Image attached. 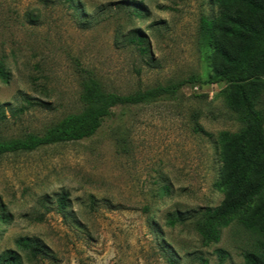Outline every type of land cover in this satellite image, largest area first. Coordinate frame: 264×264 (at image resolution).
Segmentation results:
<instances>
[{
  "label": "rangeland",
  "instance_id": "374dc122",
  "mask_svg": "<svg viewBox=\"0 0 264 264\" xmlns=\"http://www.w3.org/2000/svg\"><path fill=\"white\" fill-rule=\"evenodd\" d=\"M0 0V141L44 134L80 112L84 70L107 91L131 94L211 73L212 51L200 38L214 0ZM144 6L135 16L132 6ZM139 30L150 52L128 41ZM224 83H187L175 99L117 107L93 137L0 157V254L15 249L23 264H245L256 236L238 219L220 242L203 246L192 221L167 216L217 207L222 131L244 123L229 107ZM23 109V111H19ZM68 207L58 210V197ZM40 240L30 258L16 240Z\"/></svg>",
  "mask_w": 264,
  "mask_h": 264
},
{
  "label": "trees",
  "instance_id": "16d2710c",
  "mask_svg": "<svg viewBox=\"0 0 264 264\" xmlns=\"http://www.w3.org/2000/svg\"><path fill=\"white\" fill-rule=\"evenodd\" d=\"M67 1L80 11L82 6L77 0ZM214 2L219 7L218 15L215 18L202 16L200 21L201 41L212 51L211 73L206 78L192 76L187 80L121 94L105 90L97 78L83 69L85 75L80 94L83 109L66 115L44 134L29 133L0 141V157L60 142L89 139L113 117L115 108L175 99L187 83L201 86L224 83L229 107L244 123L240 132L222 131L219 134L222 169L217 187L225 193L224 199L217 207L170 213L167 224L174 227L191 220L202 245L209 246L220 242L223 229L238 219L256 236L253 249L243 255L244 263L264 264V0ZM132 12L142 16L143 4L136 2ZM128 41L139 47L141 53L150 52L147 38L139 30H134ZM0 75L8 80L7 72L0 70ZM3 117H6V108L0 104V118ZM67 199V193L58 197V210L63 213L68 207ZM0 219H4L3 214ZM16 245L33 259L44 254L40 240L34 237H20ZM217 254L219 264H223L228 253L218 249ZM194 260L199 264H210L202 252H197ZM167 261L178 264L172 255ZM0 264H23L22 254L15 249H6L0 254Z\"/></svg>",
  "mask_w": 264,
  "mask_h": 264
}]
</instances>
